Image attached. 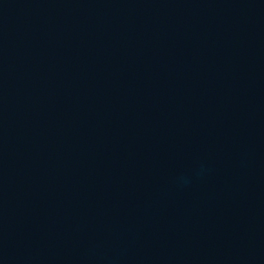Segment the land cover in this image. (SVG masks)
Wrapping results in <instances>:
<instances>
[{
  "label": "water",
  "instance_id": "obj_1",
  "mask_svg": "<svg viewBox=\"0 0 264 264\" xmlns=\"http://www.w3.org/2000/svg\"><path fill=\"white\" fill-rule=\"evenodd\" d=\"M0 264H264V0H0Z\"/></svg>",
  "mask_w": 264,
  "mask_h": 264
}]
</instances>
